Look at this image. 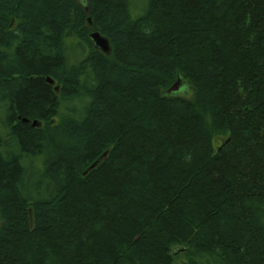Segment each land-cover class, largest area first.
<instances>
[{
  "label": "trees",
  "instance_id": "trees-1",
  "mask_svg": "<svg viewBox=\"0 0 264 264\" xmlns=\"http://www.w3.org/2000/svg\"><path fill=\"white\" fill-rule=\"evenodd\" d=\"M132 3L0 0V264H264V0Z\"/></svg>",
  "mask_w": 264,
  "mask_h": 264
},
{
  "label": "water",
  "instance_id": "water-1",
  "mask_svg": "<svg viewBox=\"0 0 264 264\" xmlns=\"http://www.w3.org/2000/svg\"><path fill=\"white\" fill-rule=\"evenodd\" d=\"M90 38H91L92 42L94 43L95 47L98 48V49H100L103 53H107L109 51L108 41L106 40V38H104L103 36H101L99 33H97V32L91 33L90 34ZM47 81L49 83H52L51 80H47ZM178 88H179V82L175 83L172 87H170V89L167 92L168 93L175 92V91L178 90ZM34 124H36V122H34ZM104 155H102V157ZM97 163H98V161L94 162L90 166V169L93 168L94 166H96Z\"/></svg>",
  "mask_w": 264,
  "mask_h": 264
},
{
  "label": "rangeland",
  "instance_id": "rangeland-1",
  "mask_svg": "<svg viewBox=\"0 0 264 264\" xmlns=\"http://www.w3.org/2000/svg\"><path fill=\"white\" fill-rule=\"evenodd\" d=\"M133 3L131 4V6L133 7V9H138V6L140 5V3L143 1V0H132ZM142 4V3H141ZM141 9V8H140ZM139 12V11H138ZM222 137H217L216 140H215V146H217L219 144V142L221 141Z\"/></svg>",
  "mask_w": 264,
  "mask_h": 264
}]
</instances>
